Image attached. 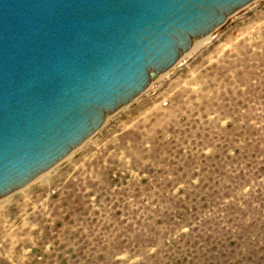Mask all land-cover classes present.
<instances>
[{
    "label": "rangeland",
    "instance_id": "obj_1",
    "mask_svg": "<svg viewBox=\"0 0 264 264\" xmlns=\"http://www.w3.org/2000/svg\"><path fill=\"white\" fill-rule=\"evenodd\" d=\"M0 264H264V0L3 198Z\"/></svg>",
    "mask_w": 264,
    "mask_h": 264
},
{
    "label": "water",
    "instance_id": "obj_2",
    "mask_svg": "<svg viewBox=\"0 0 264 264\" xmlns=\"http://www.w3.org/2000/svg\"><path fill=\"white\" fill-rule=\"evenodd\" d=\"M255 0H0V198Z\"/></svg>",
    "mask_w": 264,
    "mask_h": 264
},
{
    "label": "bare ground",
    "instance_id": "obj_3",
    "mask_svg": "<svg viewBox=\"0 0 264 264\" xmlns=\"http://www.w3.org/2000/svg\"><path fill=\"white\" fill-rule=\"evenodd\" d=\"M210 35H212V33H209V34H207V35H205V36H195V37H193L192 38V42H191V47H190V49L186 52V53H184L180 58H179V60L177 61V63H179L183 58H185L196 46H198L199 45V43L200 42H202L204 39H206L207 37H209ZM169 72V70H167L166 72H163V73H159V74H157L155 77H153L152 79H151V82L149 83V85H148V87L154 82V81H156V80H158L161 76H163V75H165L166 73H168ZM110 115H112V113L111 114H108L107 115V118L110 116ZM76 149V148H75ZM75 149H73L65 158H67L68 156H70L74 151H75ZM64 158V159H65ZM53 168V167H52ZM52 168H50V169H48V170H46V171H44V172H42V173H40L39 175H37L30 183H28L27 185H25V186H23V187H21L20 189H22V188H24V187H26V186H28L29 184H31L32 182H34L35 180H37L40 176H42L43 174H45L46 172H48V171H50ZM20 189H17V190H15V191H13V192H16V191H19ZM12 192V193H13ZM12 193H10V194H8V195H6V196H3V197H1L0 198V201L3 199V198H6V197H8L9 195H11Z\"/></svg>",
    "mask_w": 264,
    "mask_h": 264
}]
</instances>
